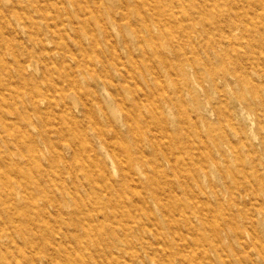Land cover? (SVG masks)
I'll return each instance as SVG.
<instances>
[{
  "label": "rangeland",
  "instance_id": "1",
  "mask_svg": "<svg viewBox=\"0 0 264 264\" xmlns=\"http://www.w3.org/2000/svg\"><path fill=\"white\" fill-rule=\"evenodd\" d=\"M121 1L99 0L98 18L87 26L92 33L68 21L72 6L50 10L54 36L47 47H69L77 62L44 63L24 76L18 62L30 57L31 51L21 42L22 31L30 27L18 26L16 36L0 38V110L11 117L7 127L0 122V264H34L33 260L35 264H264V197H241L247 188L257 186L264 173L259 164L264 162V81L255 88L245 74L234 70L231 60L214 55L208 67L228 71L227 80L201 85L191 77L187 89L181 79H172L148 44L145 54L134 49L136 55L127 58L121 42L134 44L138 34L148 30L172 42L170 27L186 23L183 18L191 2ZM257 10L262 19L264 7ZM168 13L174 19L158 24ZM206 40L203 34L200 41ZM184 46L176 40L169 54L172 58L185 54L186 41ZM114 49L122 59L114 57ZM87 53L106 61L101 74L114 80L117 87L107 84L113 93H122L130 102L128 92H137L138 99L129 104L135 114L140 113L131 124L142 129L141 134L158 135L159 117L169 125L171 117L158 114L154 106L165 99L174 101L179 177L173 176L172 184L121 179L127 160L137 152L130 122L117 105L104 104L108 112L104 119L93 103L98 121L66 112L46 114L45 98L35 95L36 89L55 96L57 88L69 85L72 75L79 78L78 65L86 61ZM72 106L67 97V107ZM18 113L24 118H17ZM231 122L241 131L233 133ZM223 130L230 132L235 145L226 146L220 155L214 145ZM98 132L107 139L97 147V155L78 150L85 138L95 142ZM67 143H74L70 154ZM30 145L47 149L50 160L32 161L33 153L40 158V152L30 150ZM207 149L213 157L206 155ZM146 150L148 157L158 156L159 152ZM61 153L69 157L68 165L53 160ZM141 166L148 172L153 168L150 163ZM65 200L70 203L68 211L62 207Z\"/></svg>",
  "mask_w": 264,
  "mask_h": 264
},
{
  "label": "bare ground",
  "instance_id": "2",
  "mask_svg": "<svg viewBox=\"0 0 264 264\" xmlns=\"http://www.w3.org/2000/svg\"><path fill=\"white\" fill-rule=\"evenodd\" d=\"M190 11L184 17V23L181 27H170V40L160 39L154 31L148 30L145 35L138 34L134 44L121 42L120 47L125 51L127 58H132L136 54L134 49H137L139 55L147 52L146 44L150 46L151 52L159 57L160 61L164 63L167 71L171 73L172 79L182 80L181 86L188 89L189 81L192 80L198 84L203 85L208 82L215 85L218 79L227 80L228 71L217 68L216 70L208 67L210 58L214 55H221L222 57L231 60L234 63V70L245 74L252 84L258 87L259 83L264 81V16L260 17V12L257 7H264V0H190ZM122 4H126L124 0ZM72 6L68 10V21L76 29H83L86 33H92L91 28L87 26L98 18L99 15V0H0V38H8L12 35H17L18 26H29V29L23 30L21 42L31 51L30 57L24 60H19L18 70L21 75H26L27 71L34 66L36 69L39 65L44 63H54L57 65L70 63V60L78 61L77 54L70 49H60L58 47H47V43L52 41L54 36L53 29L50 27L52 14L50 10L53 8H62L66 5ZM68 7V6H67ZM69 9V7H68ZM76 9V11H75ZM57 18H60L56 15ZM172 14H167L163 21L158 20V24L164 23L174 19ZM181 19V21L183 20ZM77 25H81L78 28ZM207 37L206 42H201L202 35ZM180 36L181 40L178 38ZM92 38L93 35H91ZM95 40V39H93ZM178 40L179 46L184 48V42H187L186 53L183 55L176 54L172 58L169 54L173 49L175 50V41ZM80 47L83 46L78 40ZM119 49V47H115ZM114 49L113 55L117 59H122L119 51ZM200 49L203 53H200ZM85 50V48H83ZM46 53V57L42 53ZM88 55L85 62L79 66V78L72 75L71 82L67 87L61 85L55 96L49 94H41V89H36L35 95H40L39 98L44 99V109L46 114L58 116L63 112L67 115L77 117H87L97 120L99 115L107 119L108 112L104 108V104L110 107L116 105L121 111L125 113L126 122H130L129 131L134 135V148L137 155L127 160L125 169H123V180L133 181L135 184L139 183H170L172 184L173 176L179 177L176 154L178 151V135L177 124L175 121V103L171 99H165L161 104H155L154 109L158 114L166 113L171 118L169 125L163 123L162 117L157 120L159 127L158 135H144L141 134L142 129L131 124L134 117L140 115L132 110L129 103L138 99L136 91L128 92L130 102H127L126 97L117 92L113 93V89L107 84L115 82L112 78L105 79L102 76V71L106 68V61L97 53ZM82 80V81H81ZM84 86L82 85L83 83ZM175 85V89L179 86ZM67 97L73 101V106L67 107ZM96 104L97 109L92 107ZM116 109H112L114 112ZM17 118L23 119V113H18ZM100 119V118H99ZM11 117L0 110V122L4 126L11 124ZM98 121V120H97ZM124 123V121H122ZM232 132L237 134L241 129L234 122H231ZM117 130V129H116ZM258 131H254V138ZM96 141L93 142L85 138V145L78 148L92 155H97V147L102 148L103 139L106 136L102 132L96 133ZM107 139V138H106ZM263 139L259 136L258 144H262ZM230 132L223 130L220 138L215 143V151L224 155L226 146L233 147ZM146 147L150 148L151 152H159L156 158L148 157ZM66 152L71 153V149L75 150L74 143L66 144ZM30 150L38 151L33 153L32 161L42 163L43 160H50L48 150L45 148H36L30 145ZM206 155L212 156V152L205 150ZM60 159L69 164V157L64 153L57 155L53 160ZM9 160L13 161L10 157ZM212 158V163L214 162ZM121 162V161H119ZM6 163V162H5ZM150 163L153 166L152 171L148 172L142 168V164ZM258 162L252 166L254 173L258 171L256 167ZM264 167V162L260 161ZM134 165V168L132 167ZM202 168L206 167L204 161L200 162ZM172 170V174L166 169ZM137 169V171H136ZM257 174V173H256ZM258 175V174H257ZM260 178L257 180V186L247 188L243 195L251 196L252 198L264 197V173H260ZM234 200V199H233ZM62 207L68 211L70 203L65 200ZM34 264L35 261L33 260Z\"/></svg>",
  "mask_w": 264,
  "mask_h": 264
}]
</instances>
